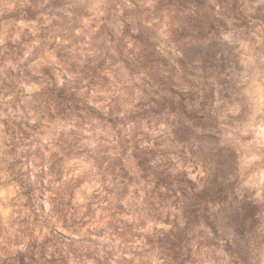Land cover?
Here are the masks:
<instances>
[{"label":"rangeland","instance_id":"1","mask_svg":"<svg viewBox=\"0 0 264 264\" xmlns=\"http://www.w3.org/2000/svg\"><path fill=\"white\" fill-rule=\"evenodd\" d=\"M0 264H264V0H0Z\"/></svg>","mask_w":264,"mask_h":264},{"label":"trees","instance_id":"2","mask_svg":"<svg viewBox=\"0 0 264 264\" xmlns=\"http://www.w3.org/2000/svg\"><path fill=\"white\" fill-rule=\"evenodd\" d=\"M190 204H194L196 207L195 210V215L197 218L199 217H204L205 220H208V217L206 215L207 209H208V203L206 202V200H202L200 199V197H191V201ZM244 206L239 207L238 209H236L235 211L229 213V215L227 216V221L228 224L231 226H234V224H232V221H236L239 222V218L241 217V221L239 222L240 224L245 223L247 221V214L245 211ZM238 228V227H236Z\"/></svg>","mask_w":264,"mask_h":264}]
</instances>
